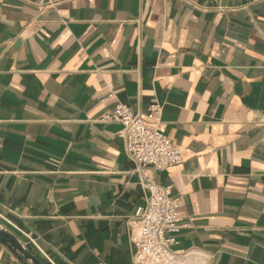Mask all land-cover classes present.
Masks as SVG:
<instances>
[{
    "label": "crops",
    "instance_id": "obj_1",
    "mask_svg": "<svg viewBox=\"0 0 264 264\" xmlns=\"http://www.w3.org/2000/svg\"><path fill=\"white\" fill-rule=\"evenodd\" d=\"M118 103L161 105L183 164L139 168ZM149 182L176 264H264V0H0V227L43 264H132Z\"/></svg>",
    "mask_w": 264,
    "mask_h": 264
},
{
    "label": "built area",
    "instance_id": "obj_2",
    "mask_svg": "<svg viewBox=\"0 0 264 264\" xmlns=\"http://www.w3.org/2000/svg\"><path fill=\"white\" fill-rule=\"evenodd\" d=\"M163 107L153 104L148 114H136L126 104L118 103L103 117L104 122L122 126L118 137L124 142L129 158L139 167L157 172L183 164L180 148L173 144L160 126ZM148 204L138 208L132 221L131 236L135 247L132 264H176V236L182 229L179 204L171 186L146 185Z\"/></svg>",
    "mask_w": 264,
    "mask_h": 264
},
{
    "label": "water",
    "instance_id": "obj_3",
    "mask_svg": "<svg viewBox=\"0 0 264 264\" xmlns=\"http://www.w3.org/2000/svg\"><path fill=\"white\" fill-rule=\"evenodd\" d=\"M0 243L12 250L23 264H43L38 258L31 254L16 237L12 236L1 227Z\"/></svg>",
    "mask_w": 264,
    "mask_h": 264
}]
</instances>
